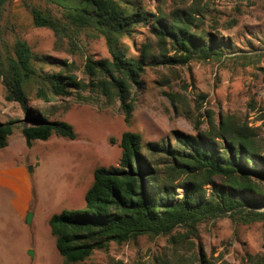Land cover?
<instances>
[{
    "label": "rangeland",
    "instance_id": "rangeland-1",
    "mask_svg": "<svg viewBox=\"0 0 264 264\" xmlns=\"http://www.w3.org/2000/svg\"><path fill=\"white\" fill-rule=\"evenodd\" d=\"M27 1L52 13L56 11L43 0ZM129 1L152 15L158 10L167 13L174 6L183 8L190 2ZM203 3L206 14L201 29L229 43L225 57L220 61L192 60L185 66L146 65L139 76L142 88L130 89L133 103L128 123L115 97L108 100L97 89L75 91L67 99L51 98L47 108L52 111L47 118L71 125L75 139L53 135L27 148L21 134L24 112L19 104L5 100L6 91L0 82V123L16 121L7 137V147L0 149V177L19 182L8 170L21 167L29 181V201L24 209L17 192L0 185V264H65L55 249L48 220L63 210H85L84 195L92 184L93 172L118 166V143L124 132L139 134L142 153L151 157L148 144H169L177 149L174 131L191 136L205 133L204 114L210 111L215 124L221 114L247 126L264 156V0ZM15 39L24 41L43 58L38 69L70 74L83 84L88 83L87 59H110L104 39L96 33L83 31L70 40H58L51 31L32 25L23 0H6L0 21L2 57ZM122 42L127 57L137 58V49L145 42L149 43V55H158L156 40L146 28L138 27ZM172 54L168 52V56ZM34 89L30 86L27 90L28 104L33 111H39L46 104L35 99ZM154 157L160 159L158 155ZM182 180L183 176L179 181ZM258 186L264 196V185ZM176 194L180 197L183 191L177 189ZM259 212L264 213V206ZM27 213L31 215L30 224L25 221ZM200 249L206 264H264V221L241 225L228 216L205 219L195 233L179 227L166 237L142 236L124 244L111 243L107 250L95 251L77 264H154L155 260L200 264Z\"/></svg>",
    "mask_w": 264,
    "mask_h": 264
},
{
    "label": "trees",
    "instance_id": "trees-1",
    "mask_svg": "<svg viewBox=\"0 0 264 264\" xmlns=\"http://www.w3.org/2000/svg\"><path fill=\"white\" fill-rule=\"evenodd\" d=\"M43 1L53 5L55 13L23 0L35 28L51 31L58 40H70L83 31L96 33L104 39L110 59H87L88 83L83 84L73 75L38 69L43 58L22 40L15 39L11 48L6 47L5 57L0 55V82L5 100L19 104L24 112L21 134L27 148L53 135L75 139L71 125L47 118L52 113L47 108L53 97L67 99L72 92L97 89L106 99L118 100L128 123L133 103L130 89L142 88L139 76L146 65L174 67L192 60L220 61L229 48L228 42L201 29L206 14L204 0H190L183 8L173 5L167 13L158 10L156 15L129 0ZM5 2L0 0V21ZM138 27L146 28L155 38L158 55L150 56L149 43L145 42L137 49V58L127 57L122 39ZM169 51L173 52L170 56ZM30 86H35V99L46 104L39 111L28 104ZM204 117L205 133L191 136L174 131L177 149L169 144H148L151 157L142 153L139 134L121 135L119 164L94 170L84 195L85 210H63L48 220L55 249L65 264L82 263L93 252L107 250L111 243L124 244L142 236L166 237L179 227L195 233L205 219L228 216L241 225L264 221V213L259 212L264 196L258 186L264 185V156L255 145V136L232 117L220 114L216 124L210 111ZM15 123H0V149L7 147ZM156 155L160 159L156 160ZM177 189L183 191L182 196H177ZM199 263L206 264L202 249Z\"/></svg>",
    "mask_w": 264,
    "mask_h": 264
},
{
    "label": "crops",
    "instance_id": "crops-1",
    "mask_svg": "<svg viewBox=\"0 0 264 264\" xmlns=\"http://www.w3.org/2000/svg\"><path fill=\"white\" fill-rule=\"evenodd\" d=\"M11 171L8 174L10 176H14V177H18L19 178V182H15L13 180L10 179H5V178H1L0 177V185L5 186L11 190H13L14 192H17L19 198H18V202H21V207L24 206L26 207L27 202L29 201V181L27 179V177L23 174V168H17L15 170H8ZM28 171V169H27ZM29 172V171H28Z\"/></svg>",
    "mask_w": 264,
    "mask_h": 264
},
{
    "label": "water",
    "instance_id": "water-1",
    "mask_svg": "<svg viewBox=\"0 0 264 264\" xmlns=\"http://www.w3.org/2000/svg\"><path fill=\"white\" fill-rule=\"evenodd\" d=\"M28 171L31 172V167H28ZM25 221H26L27 224H30V221H31L30 213L26 214Z\"/></svg>",
    "mask_w": 264,
    "mask_h": 264
}]
</instances>
